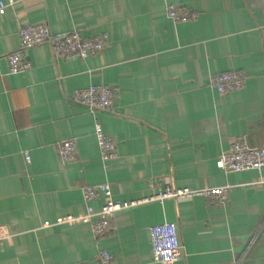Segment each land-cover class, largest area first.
<instances>
[{
	"label": "crops",
	"instance_id": "crops-1",
	"mask_svg": "<svg viewBox=\"0 0 264 264\" xmlns=\"http://www.w3.org/2000/svg\"><path fill=\"white\" fill-rule=\"evenodd\" d=\"M168 5L196 20L172 22ZM37 24L109 42L70 61L35 46L24 52L28 69L9 74L19 30ZM227 71H241L244 87L219 95L208 79ZM92 85L115 91L113 113L70 101ZM95 122L115 159L101 160ZM240 137L264 148V0H14L0 15V264H99L98 247L115 264H158L147 229L164 221L178 227L173 264H264V169L216 167ZM70 139L76 156L64 164L57 147ZM104 183L122 202L167 186L231 188L220 204L195 197L119 211L96 245L81 188Z\"/></svg>",
	"mask_w": 264,
	"mask_h": 264
},
{
	"label": "built area",
	"instance_id": "built-area-1",
	"mask_svg": "<svg viewBox=\"0 0 264 264\" xmlns=\"http://www.w3.org/2000/svg\"><path fill=\"white\" fill-rule=\"evenodd\" d=\"M14 4V0L0 1V15ZM167 19L174 23H187L196 20L197 15L184 6L168 5L165 10ZM20 48L6 56L9 74H19L28 69L25 50L42 44H47L55 58L70 60H85L97 56L108 44V36L96 34L82 37L73 31L64 34H52L46 24L25 25L18 32ZM246 77L241 71H227L213 75L207 85L219 95L234 93L244 87ZM115 91L105 85H92L86 88L74 89L70 95L72 103L85 107L89 113L96 111L114 112ZM94 135L102 161L116 158V147L112 139L105 134L100 125L94 123ZM57 155L62 163H68L76 156L74 140H65L58 144ZM26 163L30 162L27 151L23 152ZM216 167L225 173H240L255 171L258 174L264 169V148L251 147L245 137H240L216 161ZM264 183V181H259ZM230 185L222 187H205L202 189L174 188L167 186L164 190L141 199L131 201H116L112 199L110 185H85L81 188L82 199L86 205L87 219L90 221V231L96 243L110 232L111 224L117 212L131 209L142 204L156 202L160 206L168 200H183L203 197L209 204L223 203L230 190ZM100 197L105 198L103 208L95 212L92 203ZM148 245L152 261L158 264H173L181 255V243L176 222H167L150 226L147 229ZM255 238H253L254 240ZM99 264H115L112 255L103 248L97 249Z\"/></svg>",
	"mask_w": 264,
	"mask_h": 264
}]
</instances>
